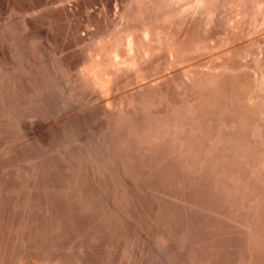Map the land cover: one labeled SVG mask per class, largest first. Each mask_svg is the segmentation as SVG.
Instances as JSON below:
<instances>
[{"label": "bare ground", "instance_id": "bare-ground-1", "mask_svg": "<svg viewBox=\"0 0 264 264\" xmlns=\"http://www.w3.org/2000/svg\"><path fill=\"white\" fill-rule=\"evenodd\" d=\"M22 2L0 0V210L19 193V131L55 133L35 152L38 165L73 179L82 209L95 198L109 217L117 208L116 196L92 197L84 180L128 187L157 175L163 188L200 187L234 206L244 247L263 251L264 0ZM119 189L118 201L131 199ZM11 225L19 234V221Z\"/></svg>", "mask_w": 264, "mask_h": 264}, {"label": "rangeland", "instance_id": "rangeland-1", "mask_svg": "<svg viewBox=\"0 0 264 264\" xmlns=\"http://www.w3.org/2000/svg\"><path fill=\"white\" fill-rule=\"evenodd\" d=\"M22 1L24 0H21V2L19 0V6L21 8L26 3ZM20 3L23 5H21ZM63 22H64L63 20L54 21L53 27L54 26L55 27L53 30L54 31L56 30L54 32L55 35L59 36L58 35L59 33L61 34L62 32H64L63 30H61V29H64V27L61 28L62 25H65V23L63 24ZM20 32H19L20 34L19 36L22 35L24 37V34ZM259 49L260 51L263 50L264 45H260ZM249 58L251 57H248V59ZM19 134H20L19 135V193H17L19 194L18 195L19 197L16 198L17 194L15 195L16 190H14V195L13 193L11 196L9 195L10 198L8 197V202L5 203L4 205V209L6 210L4 211V209L2 208L0 210V213L3 210V214H1L0 216V222L2 223L0 224L1 225L0 226L1 228L0 229V264H3V263L4 264H17V263L18 264H46V263L51 264V262H53L54 259H57L58 257H59L58 258L59 260L57 259L58 261L57 264H160V263L162 264H197V261H198V264L199 262L200 264H250V263L251 264H256V263L264 264V258H262L264 257V254H262L264 253L263 252L264 250L263 251L260 250V252L258 251L256 252L255 250V252H253V250L249 248L248 249L249 251L252 250L250 251V254H249V251L247 250L248 247L247 246H246L247 248L244 247L245 246L243 245L244 243L241 242V239L243 241V236H242L243 234H241L242 232L239 229H237L235 225H233L235 222L231 223L232 220H230L231 218L229 217H232L233 220L234 219L238 220L239 218L238 216L240 215H238L237 213L239 211L237 212L236 210L235 213L236 212L237 213L234 216V212H233L235 209L233 208L234 206L232 207L231 205L228 206V203L223 204L224 201H220L221 200L220 198L219 200L217 199L219 196L218 197L217 195L214 196L215 194L214 195L211 194L213 195L211 196L209 195L208 192L205 193L206 191H204V189L201 190L200 187L194 189V186L190 188L187 187L190 190H188L187 188H185L184 190L183 188V192L182 190L180 191V188L174 189L175 187H173L172 189L171 186L170 188L172 190L169 189V186L168 188H165V187L163 188V184H161L160 181L157 180L158 178L155 179L157 175H154L155 177L151 175L152 177L150 179L148 178L149 174H145L146 176L144 175V179L142 180L143 175H141L142 174L141 173L140 177L142 178L140 177L138 178V179H141L140 180L141 184L139 183L138 185L137 183L139 181H137L136 185L138 186L132 185V186H128L129 188L127 187L126 184L122 185L123 184L122 181L120 180L117 181V179H113L111 181V179L109 178L110 180L109 179L103 180V181L99 180L100 182L94 181L96 184L94 182L84 180L83 186H86L89 193L92 192L91 194L92 197L98 196L100 198V197H105L107 195H108L107 197H110L111 195L113 197L116 196L117 201H116V198H113V200L116 201L117 203L116 202L114 203L115 205H113V208H116V207L117 208L115 209L116 211H113L114 209H112V212H114L115 215L113 214L112 215L113 217L112 216L109 217L107 214L105 215V213H102V211L100 210L101 207L98 206L99 205L97 204L98 201L96 202L95 201L96 198H95L94 200L95 203L93 202L91 205L89 204L91 208L88 207L86 209L85 207L84 209H82L85 203L83 204L82 200L81 202L78 200L79 201L78 202L77 199H75L77 195L76 197L74 196L76 187H74L73 185L74 183L73 179L69 178L68 176L65 178V176H63V173H60L59 171H57L56 167L55 169L54 167L47 169V168H41L38 165L39 159L38 157H36L35 152H37L38 149L40 150L41 147L43 148V146H46L47 144L54 143L57 140L59 135L56 136V134L53 133L50 135H43V136H38V135L31 136L29 134L23 136V134L20 131H19ZM39 150H38V153L41 151ZM13 167H11V171L9 170V173L10 172L11 173L8 176L10 179L9 183L11 184L10 187L12 188L11 192L13 191V189H15V187L17 188V186L15 185L16 181H17L16 184L18 185V179L16 178V175H14L15 168ZM161 179L162 178L160 177V180ZM93 183L95 185H93ZM97 183H99V186ZM71 184H72L73 190L71 189ZM118 185H121V186H118ZM122 186L126 188L127 193L130 192L128 193L129 195H127V199L129 196H130L129 198L131 199H128L127 201H125L124 199L121 198V200L128 202L127 204L122 202L121 200L118 201L120 199V196H119L120 189L119 188ZM91 187L93 188L91 189ZM100 187L103 191L99 189ZM105 188L107 191L105 190ZM113 189L115 190V193L113 192L114 191ZM128 189L131 191H128ZM166 189L167 190L169 189V190L167 191ZM92 190L93 191L96 190L94 191L95 193H93ZM175 190L176 191L178 190V191L175 192ZM15 198L18 200L15 201ZM134 200L136 201L134 202ZM150 200L152 201L149 202ZM196 200H200V201H196ZM18 201H19V206H17ZM134 203L136 204V206ZM17 207H19V210H17L18 209ZM228 208L230 210H228ZM14 210H17V212L19 211V213H17L18 216H16V211ZM129 210L131 211L130 213L127 212V214L125 213L123 214V211L126 212ZM219 210H220V213H219ZM155 212L157 214H155ZM131 213H132V216H131ZM12 215L15 217V219ZM126 215H129V216L126 217ZM146 216L148 218H146ZM115 217L117 218L115 219ZM121 217H123L124 220L126 219L125 220L126 222L123 221ZM1 220H3V222ZM17 220L19 221V234L16 233L13 228H12L13 230L8 229L11 225V222H12V225L13 223L18 224ZM148 222L150 223L148 224ZM225 222L228 225L225 224ZM7 224L9 225V227ZM12 225L11 227H13ZM15 226L16 225H14V228ZM120 231H122L123 233ZM212 231H213V234H212ZM14 232L19 236V238H17L16 240L14 239L16 238V236H14ZM116 237L118 239H116ZM163 240L165 241L167 240V241L164 242ZM158 241L160 244L158 243ZM162 243L163 244L165 243V244L163 245ZM162 246L165 248H163ZM248 255H251V256L253 255V256L251 257ZM255 255L257 257H255ZM156 258H158V260ZM258 258L261 259L262 261L261 260L257 261Z\"/></svg>", "mask_w": 264, "mask_h": 264}]
</instances>
